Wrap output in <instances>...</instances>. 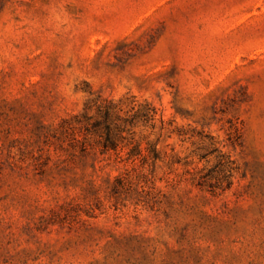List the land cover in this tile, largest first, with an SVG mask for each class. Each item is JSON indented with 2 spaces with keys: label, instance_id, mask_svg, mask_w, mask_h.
<instances>
[{
  "label": "rangeland",
  "instance_id": "1",
  "mask_svg": "<svg viewBox=\"0 0 264 264\" xmlns=\"http://www.w3.org/2000/svg\"><path fill=\"white\" fill-rule=\"evenodd\" d=\"M0 264H264V0H0Z\"/></svg>",
  "mask_w": 264,
  "mask_h": 264
},
{
  "label": "trees",
  "instance_id": "2",
  "mask_svg": "<svg viewBox=\"0 0 264 264\" xmlns=\"http://www.w3.org/2000/svg\"><path fill=\"white\" fill-rule=\"evenodd\" d=\"M95 110H96V113L103 118L104 122L109 120L110 112H109L108 105L99 103V104L96 105ZM111 142H112L111 141V136H110L109 132H107L105 137H104V139H103V141H99L98 144L101 146L102 151L105 152L108 149L114 150L115 146L112 145ZM84 150H85V147L83 146L82 151H84ZM155 157H156V155H155Z\"/></svg>",
  "mask_w": 264,
  "mask_h": 264
}]
</instances>
